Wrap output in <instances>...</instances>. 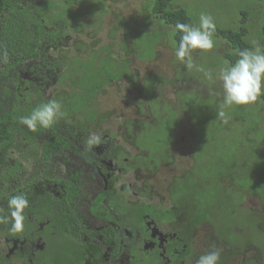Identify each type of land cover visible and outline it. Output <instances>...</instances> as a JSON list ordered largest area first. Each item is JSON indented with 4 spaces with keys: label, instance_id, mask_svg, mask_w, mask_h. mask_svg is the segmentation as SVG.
<instances>
[{
    "label": "flooded vegetation",
    "instance_id": "obj_1",
    "mask_svg": "<svg viewBox=\"0 0 264 264\" xmlns=\"http://www.w3.org/2000/svg\"><path fill=\"white\" fill-rule=\"evenodd\" d=\"M19 4L23 59L0 74V208L21 192L42 203L32 212L29 201L23 233L0 224V264H196L214 248L219 264H264V198L242 189L218 204L203 191L208 128L198 132L193 111L222 88L175 58L156 0ZM195 53L202 66L208 53ZM51 100L65 113L51 128L19 123ZM91 133L102 139L89 148Z\"/></svg>",
    "mask_w": 264,
    "mask_h": 264
},
{
    "label": "trees",
    "instance_id": "obj_2",
    "mask_svg": "<svg viewBox=\"0 0 264 264\" xmlns=\"http://www.w3.org/2000/svg\"><path fill=\"white\" fill-rule=\"evenodd\" d=\"M19 1L0 0V55L6 49L10 62L23 59V52L14 50L24 47L23 37L16 41L20 32L16 27L23 17ZM170 1L156 0L155 8L163 13L159 17L165 28L162 32L172 37L174 44H171H177V47L181 34L174 31L176 23H198L201 13L211 14L215 19L217 30L214 40L217 47L210 52L202 51L204 57L207 53L209 55L205 57L206 64L202 65L205 70H217L225 63H234L238 59L237 52L251 48L250 41L253 39L264 46V0H236V4L228 10L221 9V0H174V4L168 5ZM8 64V60L7 63L0 61V74L1 71L4 73ZM194 73L199 75L195 67ZM200 75L207 90L213 86L220 93V84L209 81L203 72ZM209 91V95L204 96L193 111L198 132L202 134L203 127L208 128L204 134L207 138L206 150L203 151L206 160L201 175V180L208 179L207 197L218 204L228 201L234 204L233 197H238L240 190L246 189L251 196L264 198V97L251 105L233 106L229 110V123L225 125L216 118V105L223 97ZM211 150L215 154H209ZM241 159H245L247 165L239 163ZM222 181L231 183L233 188L224 186Z\"/></svg>",
    "mask_w": 264,
    "mask_h": 264
},
{
    "label": "clouds",
    "instance_id": "obj_3",
    "mask_svg": "<svg viewBox=\"0 0 264 264\" xmlns=\"http://www.w3.org/2000/svg\"><path fill=\"white\" fill-rule=\"evenodd\" d=\"M217 24L211 14L201 13L198 23H176L174 31L179 32V45L175 48V58L191 70L203 72L209 81L220 82L222 100L217 106L216 118L227 125L230 120L229 110L233 106L251 105L264 97V50L255 39L251 40V48H244L237 52L238 59L232 64H223L218 70H205L196 66L191 57L197 50L210 52L216 46L214 35ZM8 52L3 50L0 61L7 63ZM63 104L58 100H51L35 108L29 116L20 118L19 123L31 131L37 127L51 128L65 113ZM101 136L96 133L89 135L87 145L91 148L101 142ZM29 207V200L21 192L8 197L7 208H0V224H10L11 233H23L25 209ZM221 249L214 248L199 256L196 264H219Z\"/></svg>",
    "mask_w": 264,
    "mask_h": 264
},
{
    "label": "rangeland",
    "instance_id": "obj_4",
    "mask_svg": "<svg viewBox=\"0 0 264 264\" xmlns=\"http://www.w3.org/2000/svg\"><path fill=\"white\" fill-rule=\"evenodd\" d=\"M236 4V0H221L220 1V5H221V9L222 10H228V9H230V7H232L233 5H235ZM51 15V14H50ZM49 18H52V16H49ZM139 34H142L143 32H142V30H143V23H140L139 25H138V27L135 29ZM103 35L105 34V33H103V29L100 31ZM170 42L171 43H173L174 44V41H173V38L172 37H170ZM104 41H105V35H104V37L103 38H100V40L98 41V43H100L101 45H103L104 44ZM108 47H109V45L107 44V45H104L103 46V48L104 49H108ZM159 50H161L162 52H163V57L160 59V60H158V62L160 63V65L161 64H166V63H168V60H169V58H170V53H168V51L166 50V49H159ZM198 57V54L197 53H195V55L194 56H192L191 57V59H192V61H196V65L197 66H199V65H201L202 64V62H203V60H201V58H197ZM197 58V59H196ZM106 60H109L107 57H102L101 59H100V62H104V61H106ZM116 61H118V62H120L119 60H116ZM157 62V63H158ZM102 63H98L97 61H96V67H99ZM111 63V65H112V67H113V70H111L110 72H112V75L113 76H115V77H119V75H120V71H119V67H121L122 65H123V61L121 62V63H118V64H112V62H110ZM157 63L156 64H144V66H143V69H144V71H146L147 73H153V72H155V71H153V68L155 67V65H157ZM159 65V64H158ZM103 68H104V66H103ZM210 70H212V69H210ZM168 74H169V76H172V73L170 72H168ZM85 75H87V74H85ZM84 75V76H85ZM154 79H156V78H154ZM148 80L149 81H151L152 79H149V78H147V80L145 81V83H146V85L148 86ZM193 81H195V80H193ZM192 86H194V83H192L191 84ZM195 85L197 86V85H199V83H195ZM222 94V93H221ZM161 142V139L160 138H155L153 141H151V142H146V144H151V145H157L158 143H160ZM147 148V151L150 153V159L152 160V157H153V153H152V151L148 148V147H146ZM205 167V166H204ZM207 172H209L208 170H207ZM162 173L164 174L165 173V171H162ZM234 184V183H233ZM211 186V185H210ZM211 188V190H212V186L210 187ZM231 188H233V186H231ZM206 190H208V189H204L203 191H206ZM213 190H215V189H213ZM45 198V197H44ZM48 200H49V202H51V200L48 198ZM29 201H31V210H32V212H34L37 208H38V205H40L41 203H42V201L40 200V198H36V197H31L30 199H29ZM57 220H55V223H58V222H56ZM251 235H252V237L254 238V236H253V234L251 233ZM246 239V241L248 240V238L247 237H241L240 238V241H242V240H245ZM245 241V242H246Z\"/></svg>",
    "mask_w": 264,
    "mask_h": 264
}]
</instances>
